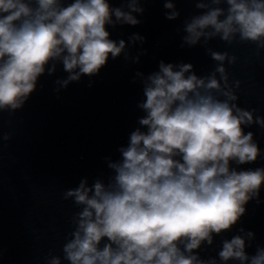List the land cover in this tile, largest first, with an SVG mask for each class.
Returning a JSON list of instances; mask_svg holds the SVG:
<instances>
[{
	"label": "clouds",
	"instance_id": "obj_1",
	"mask_svg": "<svg viewBox=\"0 0 264 264\" xmlns=\"http://www.w3.org/2000/svg\"><path fill=\"white\" fill-rule=\"evenodd\" d=\"M164 8L166 19L179 18L173 0ZM195 8L200 13L184 22L182 46L203 43L213 70L198 76L190 63L160 61L158 71L136 73L146 98L138 104L140 127L118 148L119 160L106 158L107 183L97 178L89 186L85 178L64 191L79 211L63 256L48 264H264V247L246 252L254 233L243 228L221 240L215 257L199 254L237 225L264 187V168L232 167L260 157L254 133L244 129L264 128V117L237 103L240 82L230 83L225 67L236 57L207 47L218 38L264 49V0H195ZM143 12L140 0L120 7L109 0H0V112L21 109L57 64L68 75L55 83L67 88L97 75L110 57L127 58L126 42L112 40L107 26H136L134 14Z\"/></svg>",
	"mask_w": 264,
	"mask_h": 264
},
{
	"label": "water",
	"instance_id": "obj_2",
	"mask_svg": "<svg viewBox=\"0 0 264 264\" xmlns=\"http://www.w3.org/2000/svg\"><path fill=\"white\" fill-rule=\"evenodd\" d=\"M126 2L109 0L113 7ZM140 2L143 14H134L138 25L107 26L112 40L126 42L127 58L123 53L110 57L97 75L82 76L67 88L55 83L68 75L57 64L54 74L46 72L39 78L21 109L0 112V264H48L52 256H63L62 247L74 227L72 217L79 211L63 193L78 187L82 179L91 186L97 178L107 183L112 175L106 158L113 162L121 158L118 148L127 146L130 133L140 127L138 119L145 115L138 107L146 98L137 72L146 77L159 70L160 61L190 63L198 76L213 70L215 61L203 43L182 46L184 22L200 13L195 0H173L180 13L176 20L166 19L165 0ZM133 34L143 37V42L133 44L129 39ZM207 47L236 57L225 67L229 82H240L237 103L264 117V49L238 40L228 45L218 38ZM244 130L254 133L261 155L254 163L232 167L264 168V128L252 125ZM5 135L10 139L5 140ZM245 207L230 232L199 250L202 258L215 257L221 240L239 234L240 228L254 233V239L246 241L249 255L257 246L264 247V187L258 200Z\"/></svg>",
	"mask_w": 264,
	"mask_h": 264
}]
</instances>
